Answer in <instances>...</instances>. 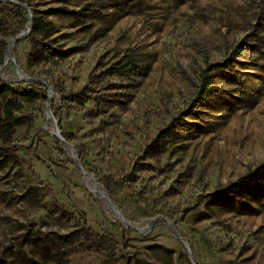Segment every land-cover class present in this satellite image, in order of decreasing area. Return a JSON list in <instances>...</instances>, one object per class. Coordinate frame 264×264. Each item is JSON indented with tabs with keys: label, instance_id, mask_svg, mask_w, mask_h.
<instances>
[{
	"label": "rangeland",
	"instance_id": "374dc122",
	"mask_svg": "<svg viewBox=\"0 0 264 264\" xmlns=\"http://www.w3.org/2000/svg\"><path fill=\"white\" fill-rule=\"evenodd\" d=\"M1 2L0 264H264V0Z\"/></svg>",
	"mask_w": 264,
	"mask_h": 264
},
{
	"label": "trees",
	"instance_id": "16d2710c",
	"mask_svg": "<svg viewBox=\"0 0 264 264\" xmlns=\"http://www.w3.org/2000/svg\"><path fill=\"white\" fill-rule=\"evenodd\" d=\"M0 5H8L15 6L17 9L20 8L19 5H13L10 2L2 3L0 1ZM62 15L78 19L80 18V13L76 11H60ZM2 24L0 21V34L2 31ZM46 25L38 18H31V31L37 34H43L45 32ZM2 54V53H0ZM2 57V55H1ZM126 69L127 71H134L136 69V73L140 74L141 72L138 70V67L134 66L133 61H125L120 70H117V73ZM125 71V70H124ZM211 93L209 86L206 84L205 78L202 80V84L200 87V92L197 96V99L200 103L206 101V98ZM39 93L33 89L29 88H15L11 84L0 82V139L9 140L13 129L20 125L23 120L16 115V112L20 109V104L22 101L29 102L34 101L39 98ZM61 136L65 138V136L61 133ZM0 151L4 153V148H0ZM253 179H262L264 181V163L258 166L253 172ZM245 195H248L251 199H256L258 201H264V191H247Z\"/></svg>",
	"mask_w": 264,
	"mask_h": 264
},
{
	"label": "water",
	"instance_id": "95a60500",
	"mask_svg": "<svg viewBox=\"0 0 264 264\" xmlns=\"http://www.w3.org/2000/svg\"><path fill=\"white\" fill-rule=\"evenodd\" d=\"M1 1H6V0H1ZM30 24H31V21H30ZM26 34H27V33H21V34H19L17 37H15V38L13 39L12 42L14 43L16 39L22 38V37H24ZM30 81H32V82H38L39 80L31 79ZM55 136H56V138H57L58 140H60L61 142L63 141V139L59 136V134H58L57 132H55ZM66 147H67L68 150L71 152V154H72V156H73V158H74V161H75V163H76L77 168H78L83 174H86V173L83 171V169H82L80 163H79V162L77 161V159H76V155H75V152H74V150H73V147H72L71 145H69V144H67ZM97 194H98L101 198L104 199V197H103L102 195H100L98 192H97ZM104 200L109 204V206H112V205L110 204V202H109L107 199H104ZM113 210H115V213L117 214V216L120 218V220H122L123 215H122V213L119 211V209H118L117 207L113 206ZM121 222H122V221H121ZM122 223H123V222H122ZM123 224H125L127 227H131L129 222H128V223H123Z\"/></svg>",
	"mask_w": 264,
	"mask_h": 264
},
{
	"label": "bare ground",
	"instance_id": "6f19581e",
	"mask_svg": "<svg viewBox=\"0 0 264 264\" xmlns=\"http://www.w3.org/2000/svg\"><path fill=\"white\" fill-rule=\"evenodd\" d=\"M92 190L94 191V193L95 194H97V189H95L93 186H92ZM110 208L113 210V207L112 206H110ZM114 212H115V210H113ZM125 223H128V222H126L125 220H123Z\"/></svg>",
	"mask_w": 264,
	"mask_h": 264
}]
</instances>
